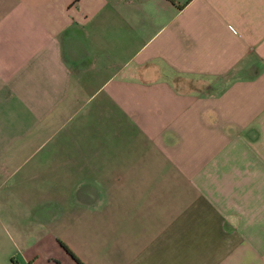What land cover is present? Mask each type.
I'll return each instance as SVG.
<instances>
[{
    "label": "crops",
    "instance_id": "1",
    "mask_svg": "<svg viewBox=\"0 0 264 264\" xmlns=\"http://www.w3.org/2000/svg\"><path fill=\"white\" fill-rule=\"evenodd\" d=\"M75 257L264 264V0H0V264Z\"/></svg>",
    "mask_w": 264,
    "mask_h": 264
},
{
    "label": "trees",
    "instance_id": "2",
    "mask_svg": "<svg viewBox=\"0 0 264 264\" xmlns=\"http://www.w3.org/2000/svg\"><path fill=\"white\" fill-rule=\"evenodd\" d=\"M66 249V248H65ZM67 251V250H66ZM75 259L77 260V258L75 257ZM77 262L79 263V264H81V262L79 261V260H77Z\"/></svg>",
    "mask_w": 264,
    "mask_h": 264
}]
</instances>
